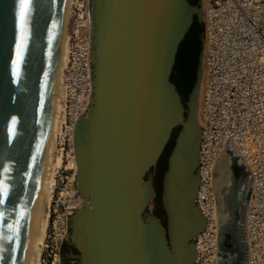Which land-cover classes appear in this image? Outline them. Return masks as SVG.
Here are the masks:
<instances>
[{
	"label": "water",
	"instance_id": "water-1",
	"mask_svg": "<svg viewBox=\"0 0 264 264\" xmlns=\"http://www.w3.org/2000/svg\"><path fill=\"white\" fill-rule=\"evenodd\" d=\"M21 9V0H0V264H30L69 0H29L23 24ZM92 19L94 93L74 135L85 198L72 221L77 264H195L192 240L206 224L196 204L202 52L187 108L172 74L181 43L202 24L200 8L92 0ZM163 160L164 221L147 212Z\"/></svg>",
	"mask_w": 264,
	"mask_h": 264
},
{
	"label": "built area",
	"instance_id": "built-area-1",
	"mask_svg": "<svg viewBox=\"0 0 264 264\" xmlns=\"http://www.w3.org/2000/svg\"><path fill=\"white\" fill-rule=\"evenodd\" d=\"M198 3L204 13V121L197 202L207 205L202 209L207 222L194 239L198 247L196 264H219L211 179L217 157L228 147L243 159L241 164L251 179L246 214L248 252L243 264H264V0H198ZM86 15L83 0L73 5L69 61L64 75L66 120L58 137L64 156L57 172L41 264H60L62 244L82 204L77 176L68 161L73 158L70 147L73 128L88 114L92 96L91 42L84 34L85 28L91 27L90 22L86 24Z\"/></svg>",
	"mask_w": 264,
	"mask_h": 264
},
{
	"label": "bare ground",
	"instance_id": "bare-ground-1",
	"mask_svg": "<svg viewBox=\"0 0 264 264\" xmlns=\"http://www.w3.org/2000/svg\"><path fill=\"white\" fill-rule=\"evenodd\" d=\"M77 2L78 0H69V16L67 20V30H66L65 44H64V57H63L60 76H59V96L56 98V114L54 116L53 133L50 142L48 159H47L44 179L42 183V188H41L36 232L32 246L30 264L42 263V254L46 244V238H47L50 218H51L53 194L55 192V185L57 182V172L63 163L64 152H63V148L58 142V137L63 129V125L66 120V93L64 89L65 88L64 75H65V69L69 61V28H70L69 23L73 9L72 5ZM195 4L200 8V13L203 19V14H204L203 8L199 5L198 2ZM84 8L86 10V14H88L86 15V19H87L86 24L90 22V27H91L90 29L85 28L84 34H86V36L89 38L91 42L90 72H91L92 96L90 102H92L93 93H94L92 0H85ZM202 74H203V67L201 60L200 88H199V98H198L197 117H196L198 124L201 128V139H200V146L198 151V164L200 159V148H201V140L203 135L202 123L204 121L203 102H202V95H203ZM90 107H91V103H90ZM75 126L72 131V139L70 145V147L72 148L71 152L73 158L71 162L68 161V164L73 166V169L75 170L77 176L76 186H78V164L76 160L75 144H74ZM235 153L232 151L230 147H228L227 149L225 148L220 153L219 157H217L218 159L215 162L213 175L211 179L210 195L214 199L212 215L216 220L217 228H218L216 243L218 241L217 244L219 248V259H218L219 264H238V260L240 259H243L245 262L248 252V247H247L248 244L246 240V214H247V206L250 196L248 190H250L251 179L250 182H248L249 181L248 173H246V171L244 170V166L242 165L243 163L241 164V162H243V159L240 158L237 153L236 154ZM159 163L160 162H158L155 166H157ZM197 172H198V191L196 195V204L198 205L197 198L200 189V176H199L198 166H197ZM206 184L208 185V180H206ZM81 196L82 194L80 195L82 204L81 207L79 208V211L83 208L85 204V198ZM200 199H201V195H200ZM199 208L202 214L206 218L205 210L203 211L202 209H206L207 205H203L201 203ZM72 221L73 219L71 220L70 223L71 238H72V226H73ZM194 239L192 241L195 244V250H196L195 264H196V259L198 257V247L196 245V242H194ZM216 262H217V258H216Z\"/></svg>",
	"mask_w": 264,
	"mask_h": 264
},
{
	"label": "flooded vegetation",
	"instance_id": "flooded-vegetation-1",
	"mask_svg": "<svg viewBox=\"0 0 264 264\" xmlns=\"http://www.w3.org/2000/svg\"><path fill=\"white\" fill-rule=\"evenodd\" d=\"M199 40V34L191 29L179 47L172 74V81L178 88L185 108H187L186 102L197 77L201 51V45L198 44Z\"/></svg>",
	"mask_w": 264,
	"mask_h": 264
},
{
	"label": "rangeland",
	"instance_id": "rangeland-1",
	"mask_svg": "<svg viewBox=\"0 0 264 264\" xmlns=\"http://www.w3.org/2000/svg\"><path fill=\"white\" fill-rule=\"evenodd\" d=\"M84 1L85 0H83V3H84ZM191 1L193 3L198 2V0H191ZM80 2H82V0H78L76 5H78V3L80 4ZM73 5H72V7H73ZM196 23H198V22H196ZM198 24L203 26V24H201V23H198ZM203 30H204V26H203ZM197 33L199 34V38H200L199 41H201V46H202L203 32L202 33L197 32ZM234 153H235V151H234ZM165 160H163L161 163H159L157 166H155L153 168V173H154L153 183L155 185V192H154V195L152 197V200L150 201V203L147 207V212L149 214L156 215V216L160 217L163 221H164L165 215H164L163 210H162L160 193H161V186H162V174L164 171L163 169L165 167ZM248 182H250V179ZM249 191L250 190H248V193H249ZM71 253H72V255H71ZM78 257H79V254L76 251V249L72 243L71 229H70V231H68V235H67L66 239L64 240V243L62 244V247H61L60 264H77L79 262Z\"/></svg>",
	"mask_w": 264,
	"mask_h": 264
},
{
	"label": "snow or ice",
	"instance_id": "snow-or-ice-1",
	"mask_svg": "<svg viewBox=\"0 0 264 264\" xmlns=\"http://www.w3.org/2000/svg\"><path fill=\"white\" fill-rule=\"evenodd\" d=\"M29 0H21V4H22V9H21V12H20V20H21V23L23 24L24 23V20H25V17H26V8H27V4H28ZM22 56H23V44L21 43L20 45H17L16 47V60H15V63L17 65V75H19V72H18V66H19V63L22 59ZM13 123H15V121H13ZM4 193L7 194V188L5 187L3 189Z\"/></svg>",
	"mask_w": 264,
	"mask_h": 264
},
{
	"label": "trees",
	"instance_id": "trees-1",
	"mask_svg": "<svg viewBox=\"0 0 264 264\" xmlns=\"http://www.w3.org/2000/svg\"><path fill=\"white\" fill-rule=\"evenodd\" d=\"M195 3V2H194ZM192 30L202 33L203 32V26L199 25L198 23H195L194 26L191 28ZM199 45H201V41L198 42ZM200 50H202V46H200Z\"/></svg>",
	"mask_w": 264,
	"mask_h": 264
}]
</instances>
